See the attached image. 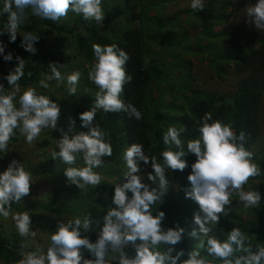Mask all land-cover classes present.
Wrapping results in <instances>:
<instances>
[{"label": "trees", "instance_id": "16d2710c", "mask_svg": "<svg viewBox=\"0 0 264 264\" xmlns=\"http://www.w3.org/2000/svg\"><path fill=\"white\" fill-rule=\"evenodd\" d=\"M121 1V5L101 3L103 19L99 22L95 19L85 20L82 14L77 13L68 23L62 17L57 20L46 19L31 3L17 6L15 0H0V48L3 49L0 51V95L14 93L13 104L19 109L20 97L31 88L35 89L37 96L43 95L56 102L61 110L64 94L56 95L61 86L50 91L42 87L40 81H45L50 87L57 81L52 68L55 67L61 74V61L64 59L66 45L44 52L43 36L49 35L51 31L67 36L75 50L69 57L81 61L77 70L72 73L79 72L80 78L74 86L76 90L72 105L59 112L54 128L51 125L44 127V138L37 144L48 145L45 137L57 138L59 131L62 132L61 141L65 136L71 140L77 136L90 135L94 128L101 133L102 142L111 147V155L99 157L101 163L92 167V172L100 178L95 185L86 184L80 177H76L74 182L66 175L68 169L82 170L88 167L82 150L73 153L75 159L71 164L65 163L58 155L59 144L52 146L49 153L40 150L37 154L40 161L36 164L22 165L19 161L21 165L15 166V170L22 166L39 184L49 180L52 185L51 190L34 199L32 208L44 214L46 219L43 225L30 224L29 233L38 230L53 234L61 224L71 222V229H76L79 237L92 245L91 248L87 245L78 247L79 264H85L86 261L96 264L101 259L98 253H102L103 264H121L124 259H135L142 247H148L154 254L158 252L169 257L164 264H171V258L176 257V264H185L193 253H197L196 258L203 259L206 264H226V260L235 264L240 257L249 255L244 249L256 253L259 248L264 247V156L261 150L253 149L261 132L258 123L259 108L264 114V28L256 36L246 38L242 24L229 20L233 7L250 3L254 6L258 0H206L201 3L202 9L184 8L169 17H165V12L146 15V9L154 2L168 5L174 0ZM71 12L70 8L68 14L71 15ZM181 14L187 19L198 20L197 23H191V29L195 32L191 35L187 29L185 41L179 40L180 43L185 42L180 44L181 49L202 54L205 65L216 78L228 75L232 77L231 90H204L199 87L195 84L194 68L190 61L182 60L173 48H170L171 57L166 58L161 46L164 43L174 45L178 40V33L185 29L180 22ZM20 16L24 18H19ZM214 25H218L219 29L215 30ZM13 34L14 40L11 38ZM21 34L26 37L22 39ZM165 36H168L167 40ZM199 36L203 39L196 43L186 42L188 38L197 39ZM29 44L35 49L34 52L27 50ZM94 44L101 47L115 45L117 55L121 50L128 55L123 67L126 77H131V80L126 79L123 85L119 99L125 107L119 111L106 112L95 107L100 89L88 75L97 62ZM222 52L230 56L222 58ZM8 55L12 57L10 60L5 59ZM21 62L23 75L16 82L19 85L17 90L16 86L8 83L7 77L16 73ZM49 77L53 78L48 79ZM64 87L66 92L70 91L69 84L65 83ZM133 107L140 113L139 118L132 111ZM93 109L94 118L85 126L80 114ZM209 113L211 120L208 123L220 121L222 125L229 126L235 137L233 142L251 154V163L258 169V175L250 177L242 186H251L253 192L260 195L256 205L248 206L256 209L249 218L243 215L246 206L241 209L233 205L241 201L237 197L224 205V210L218 214V221L205 220V213L199 204L187 195L192 191L193 186L188 177L195 163V154L189 152L187 146L191 141L201 140L203 151L200 127L204 123L205 114ZM169 128H175L179 132V146L164 143L163 136ZM241 133L243 139H240ZM133 145H142L143 154L148 157V163L134 157L138 167L135 175L139 176L149 192L154 191L158 197L150 204L149 214L156 217L163 212L161 234H167L169 230L176 231L180 233V240L175 244L161 241L156 245H152L150 240L126 241L123 236L127 230L121 226V243L114 246L109 241L100 249L97 245L106 225V218L110 211L117 208L113 202L115 188L127 182L130 173L125 153ZM164 151L183 152L180 159L185 161L186 167L182 171L169 168L162 156ZM153 161L164 168L163 187L160 177L153 169ZM176 181L178 182L175 183ZM253 181H257L256 185H253ZM140 191L143 193L144 188ZM126 196L131 200L133 194L127 190ZM0 204L8 214L28 209L15 199ZM4 216L0 212V218ZM196 216L200 217L204 227L208 229L204 235L195 222ZM77 219L80 220L79 225L75 223ZM111 219L114 224L118 223L115 217ZM3 222L0 221V264H18L29 233L21 235L12 225L5 227ZM234 229L242 233L243 247L238 248L233 244V253L223 259L210 255L208 239L214 238L223 243ZM109 248H114L110 255L106 253ZM261 264H264V259Z\"/></svg>", "mask_w": 264, "mask_h": 264}, {"label": "clouds", "instance_id": "9594fccd", "mask_svg": "<svg viewBox=\"0 0 264 264\" xmlns=\"http://www.w3.org/2000/svg\"><path fill=\"white\" fill-rule=\"evenodd\" d=\"M17 6L22 4H33L38 12L46 19L57 20L67 15L69 9L82 14L85 20L95 19L97 22L103 19L101 8V0H15ZM193 8L200 7L202 4L199 0H193L191 5ZM248 16L253 18L257 28H264V0L258 2L248 8ZM13 30L15 25L12 26ZM15 39L13 34L11 37ZM115 45L101 47L98 44L93 45V50L97 62L93 70L89 71V79L92 80L100 89L97 93L96 108H102L106 112L119 111L125 106L119 99L120 93L123 91V85L131 77H126L124 64L128 60V55L124 51H120L119 55L114 51ZM28 51L34 52L35 49L31 44L27 47ZM0 51H3L0 48ZM11 55L5 56L6 60H10ZM23 63L16 68V73L7 77L8 83L16 86L21 76ZM54 77L61 79V74L52 68ZM49 77L48 79H52ZM80 78V73L75 72L67 77V83L72 85L69 90L75 92V85ZM42 87L47 88L48 84L41 80ZM14 93L9 95H0V149L4 148L9 141L13 129L18 126V122H22V133L26 134L28 143L39 136L41 129L51 125L56 126L59 115V107L56 102L50 100L46 96H37L35 89L26 90L20 97L21 107L17 109L13 104ZM131 107V106H130ZM132 111L136 117H140V113L133 107ZM95 115V110L86 111L80 114V119L85 126L89 125ZM204 123L200 127L202 134L201 139L204 145L201 150V140H195L188 143V151L194 153L197 157L196 162L192 165V172L188 179L192 184V191L187 195L194 199L205 213V220L213 222L218 221V214L224 210V205L229 203V188L238 190L248 181L250 177L258 175V169L251 163L250 153L246 152L242 146H237L233 141L235 137L231 128L222 125L220 121L211 120V114H205ZM179 132L175 128H169L163 136L165 144L175 143L177 146L181 144ZM243 139V133L240 134ZM60 152L58 155L67 164L74 162L73 153L84 151L85 162L88 167L79 169H68L66 175L75 182L76 177H80L86 184H98L99 176L92 172V167L98 166L101 161L99 157L103 155H111V147L102 142V136L96 129L91 130L90 135L77 136L71 140L65 136L59 143ZM56 155V154H53ZM183 152L164 151L162 153L165 164L172 170H183L186 167L185 161L181 160ZM134 157H139L145 163H148V157L143 154L142 145H133L125 153V160L130 169V173L122 186L117 185L113 202L117 205L116 209L109 212L106 218V225L103 228L102 236L98 241L97 247L103 249L106 242H111L114 246L119 245L122 241L120 233L121 226L126 228V234L123 239L135 242L137 239L156 245L161 241L175 244L180 240V233L169 230L167 234H161L160 221L164 213L153 217L149 214V206L155 202L158 197L153 192H149L141 183L138 167L134 162ZM153 169L161 180V186L164 185V168L153 161ZM152 179V177H149ZM30 175L24 171L22 167L15 171L10 166L3 174H0V202L7 203L10 199L19 201L22 196L27 195L30 191ZM83 185H81L82 187ZM144 188L143 193L140 189ZM130 190L133 194L131 200H128L126 191ZM240 199L245 206L256 205L260 200V195L256 192L240 191ZM0 212L7 216L3 205L0 204ZM111 217H115L118 223L114 224ZM17 221V228L21 235L29 233L30 217L21 213L14 216ZM195 222L200 226L202 232H207L199 216L195 217ZM77 225L80 220L75 221ZM87 227V222H85ZM71 222L67 225L61 224L58 230L52 234L51 240L54 245L59 246V256L54 248H50L47 252L46 259L49 264H79L80 256L78 247L87 245L92 247L87 240L81 239L76 229H71ZM183 231L182 229L180 230ZM34 235V233H33ZM195 235V233H193ZM244 237L238 229H234L228 236V240L221 243L214 238L207 241L208 252L219 258H227L233 253L232 245L238 248L243 247ZM249 255L240 257L235 264H261L264 259V247L259 248L256 253H252L250 249H244ZM101 259L96 264H103L102 253H98ZM179 255H182L180 253ZM197 253H193L185 264H206L203 259H197ZM44 257H35L29 255L21 264H44ZM169 259L160 253H153L148 247H142L138 250L135 259L121 261V264H164ZM176 258H171V264H176ZM89 264V262H85ZM226 264H232L226 260Z\"/></svg>", "mask_w": 264, "mask_h": 264}, {"label": "rangeland", "instance_id": "374dc122", "mask_svg": "<svg viewBox=\"0 0 264 264\" xmlns=\"http://www.w3.org/2000/svg\"><path fill=\"white\" fill-rule=\"evenodd\" d=\"M145 2L154 1V0H144ZM206 0H199L200 4L205 2ZM101 3L103 5H111L113 4H122L121 0H101ZM193 3V0H174L173 3L165 5L160 3H155L151 6H149L146 9V15H154L159 13L165 12V17H169L171 14L175 13L176 11L184 8H193L191 5ZM253 5L247 4L241 7H233L231 10V16L230 21L231 22H238L242 24L245 30V37L249 38L251 36H256L260 33V31L263 28H257L255 23L253 22V18L248 16L247 10L248 8L252 7ZM77 14L76 12L72 11L71 15L67 13L66 16L62 17L65 21L71 20L73 15ZM69 15V16H68ZM19 18H24L23 16H20ZM194 18L187 19L183 14L180 15V22L183 23V27L185 29H182L181 32L178 33L177 39L175 41V44L172 46H169V44L164 43L161 48L163 49V53L166 55V58L169 59L171 57L170 55V48L174 49L179 53V57L182 58V60L190 61L191 65L193 66V76L195 79V84H197L199 87L203 88L204 90H215V91H224V90H231V83H233L232 77H222V78H216L213 73L211 72L210 68L205 65L204 56L202 54L197 53H189L183 49H181L180 44L185 43V35L193 34L195 31L191 26V23H197L198 20H193ZM193 20V21H191ZM70 23V21L68 22ZM198 26V25H197ZM213 28L215 30L219 29L218 25H214ZM174 29V26L171 28V31ZM26 35L21 34V38L24 39ZM166 40L168 39V36H165ZM184 40L180 43L179 40ZM199 39H203L202 36H199L197 39H190L188 38L186 42L189 41V43H196ZM43 46H44V52L45 51H52L57 48H62L63 45H66V50L63 52V60L61 61L63 70L61 72V79L55 81V83H52L51 87L48 86L45 88L46 90L52 91V89H57L58 86H61V90L56 93V95H63L62 97V104H61V110L59 109V112L62 110H66L70 105L73 103V92H66L64 84L67 83V77L75 72L72 73V71L77 70L76 67L79 66L80 62L74 59L72 54L75 53V50L72 48V45L70 43V40L67 36L56 34L55 32L51 31L49 35L43 36ZM66 52V53H65ZM65 53V54H64ZM222 58L229 57L230 55L226 52H222L221 54ZM68 56V57H67ZM77 57V56H76ZM86 65V64H85ZM85 70V69H84ZM68 84V83H67ZM73 87L72 85H70ZM163 86V85H162ZM70 87V88H71ZM50 88V89H49ZM76 90V88H75ZM156 92V91H155ZM260 111L258 113V123L261 128V132L259 133V136L257 138V141H255L254 144V150H261V153L264 156V114L261 111V108H259ZM22 122H18V126L13 129V133L11 134V137L16 138L15 140H12L11 138L7 142L6 146L2 149H0V174H3L10 166L15 171L14 167L17 165H21L19 161L22 163V165L25 164H36L40 161L37 154L41 151H45V153H49L52 146H56L60 143V137L62 132L59 131L57 133V138H51V137H45L47 138L48 145H38V141L41 140L43 137V129H41V132L38 137H36L32 143H28L26 140V134L22 133ZM49 131V130H48ZM22 158V160H20ZM197 157L193 155V161L196 162ZM7 165V166H6ZM80 165V164H79ZM22 167V166H21ZM23 168V167H22ZM17 169V168H16ZM25 172H27L29 175L30 173L28 170L23 168ZM39 181L35 178H33L30 175V191L27 195H24L19 200L20 204L22 203L23 207H27L28 209H23L22 211L15 212L13 214H8L7 216H4L3 218H0V221L3 220V225L7 228H9V224L12 225L16 230L17 228V221L14 219V216L17 214H27L30 217V224L32 223H38L40 225H43L45 222L44 214L40 213L38 210H34L33 203L35 197H39L46 193L47 191L52 189V185L49 180L47 181H41V183H38ZM176 181L175 183H177ZM257 181H253V185H256ZM262 189H264V185L262 186ZM230 192L229 201H232L234 198L240 197V191L244 192H253V189L251 186L245 185L242 187V189L234 190L229 188L228 190ZM236 201V200H235ZM237 208H243L245 206V203L241 201H237L233 203ZM255 208H247L243 210V215L246 218H249L252 216L253 212L255 211ZM29 224V227H30ZM19 231V230H18ZM34 233V235H33ZM205 232H203V235ZM52 233L49 231H38L34 230L31 231L28 234V238L25 241L24 244V250L22 252V259L18 264H21L23 260H25L29 255H34L35 257H44V264H47V252L50 248H54L57 251V255L59 254V246H56L53 244L51 240ZM112 250L114 248H109L106 250L107 254H111ZM108 256V255H107ZM109 257V256H108ZM110 260V257L108 258Z\"/></svg>", "mask_w": 264, "mask_h": 264}]
</instances>
